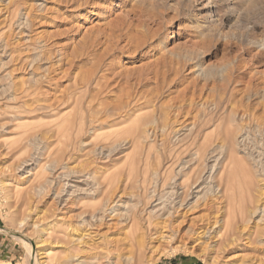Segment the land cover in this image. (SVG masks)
Wrapping results in <instances>:
<instances>
[{"label": "rangeland", "instance_id": "rangeland-1", "mask_svg": "<svg viewBox=\"0 0 264 264\" xmlns=\"http://www.w3.org/2000/svg\"><path fill=\"white\" fill-rule=\"evenodd\" d=\"M58 1L0 0V264H264V192H247L264 177V0H113L104 19ZM120 21L156 33L108 54L123 73L106 98L110 71L74 57ZM177 56L190 65L181 77ZM77 73L94 78L81 110ZM228 76L236 101L219 105ZM133 87L153 100L105 123ZM181 199L186 220L139 249L143 228ZM87 230L98 234L76 242Z\"/></svg>", "mask_w": 264, "mask_h": 264}, {"label": "bare ground", "instance_id": "bare-ground-1", "mask_svg": "<svg viewBox=\"0 0 264 264\" xmlns=\"http://www.w3.org/2000/svg\"><path fill=\"white\" fill-rule=\"evenodd\" d=\"M60 1L61 0H59L58 2L60 3ZM68 1L70 2L69 4H73V5H76V6L81 5L82 2L89 4L88 13L92 12L93 10H96V12H95L96 16H99L100 18H103V19L106 18V14L110 10L111 5L113 3V0H96V1H94V0H68ZM94 4H96V5H94ZM120 23H121V21H120ZM112 27H114V25H112ZM112 27H111V29H112ZM116 27H118V26L116 25ZM131 27L133 28V25H131V22L128 21V23H127V21H124V22L121 23V27L119 28V30L117 32H115L116 34L114 32H112V34H114L113 36L111 34H108V36L106 38V41L104 40V42H103L98 36L90 38L89 40H87L85 42L86 43L85 52H82V53L78 54V56H75L74 58L75 59L76 58L79 59L80 56L81 57L84 56L85 60L87 59V60L95 61L97 63V64H94L96 67H97V65H99V67H97L96 70H98V68H100V66L104 65L105 68L110 71L109 74H112L111 75L112 77H110V78L118 77L119 76L118 72L121 73L122 71H118L117 72L116 71V69L118 67L117 64L113 63L111 59H109V60L106 59V57H108V54L109 53L110 54L114 53V56H118V55H120V53H123L124 51L128 52L131 49H137V48H139V46H141L142 44L147 42V40L150 39L156 33L155 30L152 29V31H151V29H148L146 33L141 32L142 33L141 35L136 34L135 36H133L132 35V31H131L132 30ZM113 30H115V28H113ZM142 35H143V37H142ZM103 45H104V48H103ZM101 48H103V53L102 54H100V51L102 50ZM190 59H192V58H190ZM238 62H239L238 64H240V61H238ZM171 67L174 68L175 74L176 75L178 74V77H181V74L184 71L190 69V65L186 64V62L184 61L182 56H177L174 59V65L171 66ZM241 67H242L241 65H238V67H236V68L239 69ZM234 68H235V66H234ZM160 71H161V68H155V69H153L151 71H147L146 72V76L144 77V79L145 80L150 79L152 77V76L151 77L148 76V75H150V73L151 74L153 73V75H154L153 77H155V76H157L159 74ZM93 73L96 74V71L93 70ZM88 74L86 76H84L85 78H82L77 73V75L75 77V81H76L75 83L76 84H75V88H74L75 92H74V95H73V100H74L75 107H78V109H80V110L82 109V97H81L82 95L80 94V90L83 87H85V89L88 90L90 85L94 82V78L92 79L91 78V74H89V75ZM108 77L109 76H106L104 74L102 75L101 78L104 79V84H103L104 87L99 88L97 90L98 93H100V94L103 93L104 94L103 96L106 97V98H109V97H112V96H117V91H119V87L118 86L120 85L119 81H117L114 78L113 79H108ZM225 80L226 81L222 84L223 85L222 88L220 87L222 89V92L218 96L217 103H219V105H221V104L223 105L224 103H229V104L232 105L236 101L235 97H236V92L238 91V89H236L235 86H232L234 80L230 76H228L227 79H225ZM140 82L141 81L139 80L138 83H140ZM230 86H232V87H230ZM203 87H204V85H203ZM135 88L136 87L127 89V94L128 95L126 94V100L124 101L125 109H123L122 111H119L120 113L116 114V117H115L116 119L112 120V119H109V117H107L105 119V123L118 122V121L123 120L125 117L132 116L136 111H138V110H140L142 108V105H146V104H148L149 102H151L153 100V99L147 98V97H143L144 100H142L140 97H138V91H136ZM202 88H200V89H202ZM197 92L200 93L201 90H197ZM196 97L198 98V97H200V95L198 94V95L195 96L194 94H192V97L189 98V100H188L190 102V104L191 103H195L194 101H195ZM177 112H178V114H176V115L179 116L178 118H181L184 114H186L185 113L186 111H183L182 108L177 110ZM187 112L190 113L189 110ZM177 116H175V117H173V119H171L172 123H175V124L178 123L177 121L179 119H177ZM184 117H185V115L183 116L182 119H184ZM180 121H182V120H180ZM181 124L184 125V123H181ZM180 128H178V129H180ZM220 182L221 183L219 184V186H222V188H224L222 190V192H228L230 189L234 188L232 185H230L231 182H229L227 180L225 182H224V180H222ZM258 182H260L261 184H258ZM218 188H220V187H218ZM247 192H264V177H262L259 181L257 180V182L251 183L250 186L247 187ZM157 200H158V198H157ZM257 201L259 202V199ZM171 202H172V200H171ZM170 205H171V203H170ZM169 208H170V210H166L165 212H163V214L161 213L162 215H161L160 221H157V222L155 221L154 224L149 222L147 224V226H145L143 228V230L140 232V234L138 235V237H137V239L135 241V243H136V245H137V247L139 249L144 248L146 246V244H147V241L150 240L151 239L150 237L152 235L154 236L155 233H157L158 235L160 234L159 238L161 237L160 239H162V237L165 236V234L163 235L164 231L170 230L173 227V225H172L173 223H172L171 219L174 220L175 218L176 219L180 218V223H182L184 220H186L187 212H188L187 210L188 209H187V206L184 205V203H182V199L180 201L176 202L175 205L170 206ZM257 209L259 210L260 213L261 212L264 213V203H262L260 206H258ZM156 210H158V209H156ZM262 216H263V214L261 215V217ZM101 218H102V216L100 217V219ZM131 219L134 222V218L132 217ZM98 220L96 219L95 222L98 221ZM212 221H214V220H212ZM216 224H217V221H214V222L210 223L209 226L206 229L204 228L205 232H204V230L202 232L203 233H209L211 231L212 227L214 228V225H216ZM152 230H153V232H152ZM0 231L3 232L4 230L0 229ZM85 233H87V234H82L81 237L76 239V242L83 243L82 240H84V237H86V235H87V237L92 238L91 235L98 234V232H88V230ZM239 233H240V231H239ZM166 237H168V236H166ZM26 243H27V246H28V248L30 250V254L29 255L32 257L33 248H32V246L30 245V243L28 241H26ZM93 244H96V241L91 243L92 246H93ZM93 248H94V246H93ZM90 249H92V248H90ZM32 258H34V257H32Z\"/></svg>", "mask_w": 264, "mask_h": 264}]
</instances>
